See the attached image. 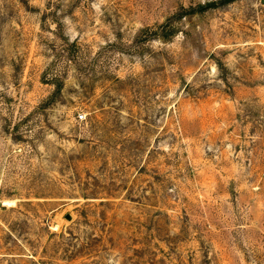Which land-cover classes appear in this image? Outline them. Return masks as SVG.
I'll return each instance as SVG.
<instances>
[{
  "label": "rangeland",
  "instance_id": "374dc122",
  "mask_svg": "<svg viewBox=\"0 0 264 264\" xmlns=\"http://www.w3.org/2000/svg\"><path fill=\"white\" fill-rule=\"evenodd\" d=\"M0 264H264V0H0Z\"/></svg>",
  "mask_w": 264,
  "mask_h": 264
},
{
  "label": "built area",
  "instance_id": "2783aa9c",
  "mask_svg": "<svg viewBox=\"0 0 264 264\" xmlns=\"http://www.w3.org/2000/svg\"><path fill=\"white\" fill-rule=\"evenodd\" d=\"M79 117H80V118H83V117H84V115H83V114H79Z\"/></svg>",
  "mask_w": 264,
  "mask_h": 264
},
{
  "label": "bare ground",
  "instance_id": "6f19581e",
  "mask_svg": "<svg viewBox=\"0 0 264 264\" xmlns=\"http://www.w3.org/2000/svg\"><path fill=\"white\" fill-rule=\"evenodd\" d=\"M6 203H9V202H6Z\"/></svg>",
  "mask_w": 264,
  "mask_h": 264
},
{
  "label": "trees",
  "instance_id": "16d2710c",
  "mask_svg": "<svg viewBox=\"0 0 264 264\" xmlns=\"http://www.w3.org/2000/svg\"><path fill=\"white\" fill-rule=\"evenodd\" d=\"M163 38H166V37H163Z\"/></svg>",
  "mask_w": 264,
  "mask_h": 264
}]
</instances>
